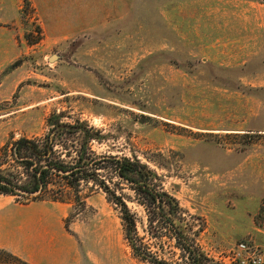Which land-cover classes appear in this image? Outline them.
<instances>
[{
  "label": "rangeland",
  "instance_id": "374dc122",
  "mask_svg": "<svg viewBox=\"0 0 264 264\" xmlns=\"http://www.w3.org/2000/svg\"><path fill=\"white\" fill-rule=\"evenodd\" d=\"M50 140L49 160L20 145ZM107 158L172 199L169 218L209 259L264 264V0H0V181L37 192L46 173L37 196L0 193V219L52 212L71 264H149L126 240V206L178 261L154 204ZM91 161L78 181L51 165Z\"/></svg>",
  "mask_w": 264,
  "mask_h": 264
},
{
  "label": "trees",
  "instance_id": "16d2710c",
  "mask_svg": "<svg viewBox=\"0 0 264 264\" xmlns=\"http://www.w3.org/2000/svg\"><path fill=\"white\" fill-rule=\"evenodd\" d=\"M21 144H26L32 153H34L39 160H49L51 157V153L54 148V140H50L49 143L45 145L44 151H40L38 149L37 144L31 142H20ZM94 161V160H93ZM82 162L77 165L78 170L72 171L74 168L70 170H65L63 167L58 164H52L55 169L62 172H70L72 173L70 176L66 178H76L78 181L79 175L88 171L90 169L97 170V164L95 162ZM114 162L117 166L118 176L121 178L123 182L129 184L139 193L143 194L147 199H149L155 206V214L158 217L159 221H161L165 227L173 234L176 239L177 248L181 251V256L178 261L169 262L165 259L159 258L156 252L152 251V248L144 243V239L140 238L137 234V221L133 215L129 212L126 206L123 207L122 219L125 223V232H126V240L131 248L133 255L135 258L139 259L144 263L149 264H219L214 260L209 259L204 252L200 250V248L192 241L186 239L180 230L175 226L174 222L169 218V216L175 215L176 208L173 206V200L168 196H164L166 200L167 206L163 202V197L161 194L157 193L155 189H153L150 184H148L147 178H143L142 182L135 180L131 177V173L134 172L132 169V164L129 160L126 159H116V158H107L103 160V162ZM36 164V163H34ZM47 172V171H46ZM45 174L37 176V182L35 191L40 190L41 184H45ZM8 182L0 181V193L9 194L14 192L10 187ZM167 207V208H166ZM156 222V218L150 219V229H153V225ZM151 233V232H150ZM157 238V236H154ZM152 237V238H153ZM0 264H30L29 262L23 260L22 258L4 250L0 249ZM232 264H261L257 262H245L242 260H238L236 263Z\"/></svg>",
  "mask_w": 264,
  "mask_h": 264
},
{
  "label": "crops",
  "instance_id": "0c3cea01",
  "mask_svg": "<svg viewBox=\"0 0 264 264\" xmlns=\"http://www.w3.org/2000/svg\"><path fill=\"white\" fill-rule=\"evenodd\" d=\"M0 249L25 258L31 264H71L77 249L52 212L0 219Z\"/></svg>",
  "mask_w": 264,
  "mask_h": 264
},
{
  "label": "water",
  "instance_id": "95a60500",
  "mask_svg": "<svg viewBox=\"0 0 264 264\" xmlns=\"http://www.w3.org/2000/svg\"><path fill=\"white\" fill-rule=\"evenodd\" d=\"M55 59V57L53 58ZM56 171V169H55ZM61 174H68V173H65V172H62L60 171ZM14 192L20 194V195H23V196H37L40 192H41V189H42V184L40 186V190L37 191V192H30V191H27V190H23V189H20V188H15V187H12V186H9Z\"/></svg>",
  "mask_w": 264,
  "mask_h": 264
},
{
  "label": "bare ground",
  "instance_id": "6f19581e",
  "mask_svg": "<svg viewBox=\"0 0 264 264\" xmlns=\"http://www.w3.org/2000/svg\"><path fill=\"white\" fill-rule=\"evenodd\" d=\"M52 60H54V59H52Z\"/></svg>",
  "mask_w": 264,
  "mask_h": 264
}]
</instances>
